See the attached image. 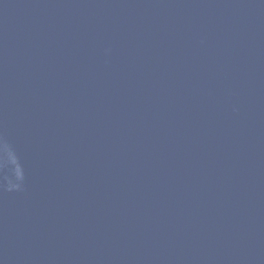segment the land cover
Wrapping results in <instances>:
<instances>
[{
	"label": "water",
	"instance_id": "obj_1",
	"mask_svg": "<svg viewBox=\"0 0 264 264\" xmlns=\"http://www.w3.org/2000/svg\"><path fill=\"white\" fill-rule=\"evenodd\" d=\"M0 264H264V0H0Z\"/></svg>",
	"mask_w": 264,
	"mask_h": 264
}]
</instances>
